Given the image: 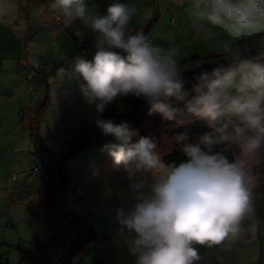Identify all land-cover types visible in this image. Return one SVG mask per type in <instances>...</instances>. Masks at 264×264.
<instances>
[{"label": "clouds", "instance_id": "1", "mask_svg": "<svg viewBox=\"0 0 264 264\" xmlns=\"http://www.w3.org/2000/svg\"><path fill=\"white\" fill-rule=\"evenodd\" d=\"M13 0H0V21L13 11ZM51 10L80 19L99 34L89 61L77 57L73 71L82 79L81 93L97 113L96 127L116 143L102 146L115 166L133 161L153 172V182L129 185L133 203L116 210L117 223L132 234L135 264H197V246H220L234 240L255 216V180L247 161L264 146V62L234 53L230 41L220 44L229 55L227 67L202 69L190 98L183 91L182 68L173 48L154 45L143 32H131L135 9L113 2L103 16L90 15L85 0H52ZM190 17L201 39L216 41L218 33L239 39L264 32V0H191ZM119 50V51H116ZM135 96L166 119L176 109L161 101L174 97L187 114L207 122L216 137H203L205 148L235 143L241 158L186 146L179 166H165L148 137L132 141L125 124L102 118L118 97Z\"/></svg>", "mask_w": 264, "mask_h": 264}, {"label": "rangeland", "instance_id": "2", "mask_svg": "<svg viewBox=\"0 0 264 264\" xmlns=\"http://www.w3.org/2000/svg\"><path fill=\"white\" fill-rule=\"evenodd\" d=\"M170 1L156 0L159 5L156 17L159 20L149 27L147 23L152 17L144 1V4L138 6L136 15L132 16L129 26L140 29V32L145 30L146 36L154 45L176 49L179 62L193 56L221 53L220 44L223 42L230 41L233 44L253 36L233 39L218 33L215 42H205L192 24L189 14L191 0H181V5L174 3L176 9L171 13L170 10H165ZM46 6L47 4L44 7ZM78 20L74 24L76 29L81 22ZM85 35L86 32L82 37L79 35L83 42ZM95 36L98 38L99 34L95 33ZM70 43L73 46L66 45L63 41L50 44L43 39L38 40L36 35L30 39L27 37L24 41L23 69L27 76L28 93L36 81L35 89L29 94L31 100L34 102L39 97L44 99L39 107L37 127L33 126L36 121L31 118V108L19 109L15 114V109L21 104L20 100L15 105H3L6 109H3V115L6 112L7 114L0 121V190L8 193L21 192L25 200H33L41 189V176L32 171L35 164L39 163L38 148L43 146L51 155L59 156L60 152L66 149L64 142L87 127L96 114L94 105L89 104L79 92L83 81L74 73L73 63L77 57L90 61L97 50L98 41L93 43V49L78 42ZM67 60L70 61L69 67L66 66L69 62ZM258 60L264 62V59ZM29 62L31 66H28ZM119 98L123 97L117 99ZM32 131L36 145L29 136ZM116 142L114 137H111L102 145L89 147L64 160L65 171L71 179L65 189L54 192V197L55 205L65 212L66 216L72 213L78 217H87L91 226L97 221L103 226L106 219L117 220L118 208L127 210L131 207V183L140 180L146 184L153 182V172L144 168L137 169L135 161L127 166L113 164L106 151L102 150V146ZM232 147L237 158H241L239 146L232 144ZM246 167L254 177L255 183L264 182V146L247 161ZM77 183L81 189L79 195L75 190ZM6 201L5 197H0V264L32 263L21 261V256L32 250L34 242H45L46 254L57 259L55 252L62 250V247L55 245L54 236L60 233L64 235L59 230L60 220H57L56 225L51 223L48 228H43L39 219L31 218L27 214L25 201H13L9 205ZM100 208H103V211L109 209L108 214L98 217ZM111 223L107 222L104 227L106 231H109ZM45 233H49V238H44ZM122 233H125L124 239L130 238L127 231L123 230ZM71 238L75 239V234ZM103 242L101 240L99 243ZM197 250L200 255L197 264H264V220L252 223L248 230L223 245L197 246ZM34 251L38 252L35 247Z\"/></svg>", "mask_w": 264, "mask_h": 264}, {"label": "trees", "instance_id": "3", "mask_svg": "<svg viewBox=\"0 0 264 264\" xmlns=\"http://www.w3.org/2000/svg\"><path fill=\"white\" fill-rule=\"evenodd\" d=\"M157 20V17L154 15L147 23L148 27L156 23ZM144 31L143 33L146 35ZM232 47L234 53L239 54L243 58L264 59V32L233 43ZM229 60V55L211 53L193 56L187 60L180 61L182 68L181 76L184 81L183 91L190 98L194 94L192 93V88L197 83L196 77L202 69L206 68L211 71L216 66L227 67ZM42 101L44 99L41 97L36 99L34 106L30 110L31 118H34L36 121L33 126L36 127L39 120V107ZM161 101L177 110L174 119H166L161 113L152 110L151 106L144 102L143 99H138L135 96L116 99L107 106L102 114V118L111 120L116 125L125 124L129 131L133 133V142L141 137L150 138L155 143V154L165 166L175 167L181 163H186L188 157L185 155L183 149L190 145L200 146L202 150H210L211 153H221L229 162L238 159L232 147V144L235 143H220L214 144L210 148H205L203 144V137L205 135H210L213 138L218 137H216L213 128L209 127L206 121L187 114L183 102L177 101L174 97H162ZM96 116L97 113L93 116L91 123L87 127L81 129L70 140L64 142L66 149L62 150L59 156L55 157L51 155L43 146L38 148L37 154L40 157L38 164H41L42 168L39 171H35L34 168L37 166L35 164L32 171L39 173L41 178L44 179V190L38 192L34 196L33 201H30V198L25 200L26 198L23 199L22 196L18 195L14 199V201H25L26 211L34 218H41L42 220L46 213L47 215L49 212L54 214L59 220L62 219L67 222L66 226L68 227L69 235L75 234V239L69 240V244L63 247L64 249L55 264H69L70 258L82 247L81 244L95 238L87 217H78L72 213L66 216L65 212L59 210L55 205L54 192L58 189H65L71 179L64 168L65 159L89 147L102 145L112 137L111 135H104L96 127ZM29 136L32 143L36 145L34 132L32 131ZM75 190L79 195L81 192L79 183H77ZM253 191L255 216L245 222L244 231L248 230L252 223L264 220V182L255 183ZM38 199L43 201L45 206H42L41 202H38ZM25 260H30L34 264H39V260L43 261L37 256H23L21 261Z\"/></svg>", "mask_w": 264, "mask_h": 264}, {"label": "crops", "instance_id": "4", "mask_svg": "<svg viewBox=\"0 0 264 264\" xmlns=\"http://www.w3.org/2000/svg\"><path fill=\"white\" fill-rule=\"evenodd\" d=\"M144 1L148 5L147 9L149 15L151 17L158 15L157 10L159 9V5L156 4V0H85V4L87 12L90 15L103 16L106 14L107 7L113 2L126 4L129 7L134 8L135 12H137L138 6L144 4ZM51 2L52 0H13L12 13L8 19L0 21V121L4 118L5 114H7L6 112L3 115V109H5V106H3L4 103L5 105L13 103L15 105L18 100H20V106L15 109L16 114L19 109L32 108L36 101L35 99V101L32 102L29 95L31 94L30 90L28 93V87L26 85L27 76L25 75V69H23L22 50L24 48V41L27 37L30 39L36 35L38 36V40L43 39L46 43L51 44L57 41H63L66 45H72L70 41L76 43L77 41L75 39L77 35H81L82 37L86 32L83 45H86L91 49H93V43L98 41V38L95 36L96 32H93L83 21L79 22V28L76 29L74 24L75 21H79L77 18L73 17L68 19L61 12L51 10ZM165 3L167 4V2ZM174 3L181 5V0H171L165 7V10H170V13L175 11L176 7H174ZM46 4L47 6L44 7ZM56 14L60 16L59 21L56 20ZM135 15L136 13H134V16ZM172 20L173 17H171V22ZM129 28L132 33L137 31L140 32V29H135L131 26H129ZM95 45L96 44H94V48ZM32 60L33 59L30 61L32 62ZM31 62L28 63V66H31ZM69 64L70 61L66 66L69 67ZM9 74H11V76H9ZM9 79L11 80V83H9ZM13 179L14 177L12 180ZM41 179V189H39L38 192L44 190V179ZM21 194V192L8 193L0 190V197H5L8 205L10 202L14 201L17 195L22 196ZM29 200L33 201L32 198ZM38 202H41L42 206H45L44 202L40 199H38ZM31 203L33 204V202ZM108 211L109 209L103 211V208H100L98 217L107 215ZM27 214L31 218L33 217L28 212ZM39 220L43 223V225L41 224L43 228L44 226L48 228V225L51 223L56 225L58 218L49 212L48 215L46 213L42 220L41 218H39ZM109 221L112 223L110 224L109 231H106L104 227ZM59 222H61L59 230L63 232L64 235L62 236L61 233L60 235L54 234L55 245L58 246V248L62 247V250L55 252L57 259L55 256L49 257L46 254L45 242H34L33 245L38 252L34 253V247L32 246V250L26 255H22L21 258L23 256H37L43 260H39V264H55L64 249L63 247L69 244V240L72 239L71 236L73 235H69L66 221L60 219ZM91 228L94 232L93 236L95 238L81 244L82 247L70 258L69 264H135L136 257L131 250L132 234L130 233L129 239H124L125 233H122L123 230L117 223V220L106 219L105 225L103 226L97 221V223L91 226ZM43 235L44 238L46 237L45 239L49 238V233ZM35 240L36 237L34 241ZM101 240L104 241L102 244L99 243ZM27 262L32 261L29 260Z\"/></svg>", "mask_w": 264, "mask_h": 264}, {"label": "built area", "instance_id": "5", "mask_svg": "<svg viewBox=\"0 0 264 264\" xmlns=\"http://www.w3.org/2000/svg\"><path fill=\"white\" fill-rule=\"evenodd\" d=\"M55 17H56V20H57V21L60 20V16H59L58 14H56ZM76 40H77V42H78L79 44H82V43H83V39H82L79 35H77ZM36 84H37V82L35 81V82L33 83V85H32V89H35ZM32 89H30V92H32ZM79 92H81V85L79 86ZM41 168H42V167H41V164H37V166L34 168V170H35V171H39ZM29 264H34V263H29Z\"/></svg>", "mask_w": 264, "mask_h": 264}]
</instances>
